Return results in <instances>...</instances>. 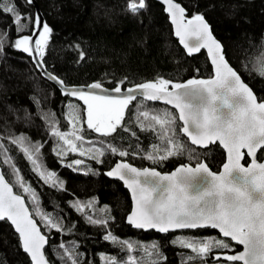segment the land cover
<instances>
[{"label":"snow or ice","instance_id":"1","mask_svg":"<svg viewBox=\"0 0 264 264\" xmlns=\"http://www.w3.org/2000/svg\"><path fill=\"white\" fill-rule=\"evenodd\" d=\"M22 3L32 6L34 0H22ZM163 3L175 26L174 34L187 53L207 50L214 66L212 78H190L183 83H174L157 77L153 81L128 87L130 81L125 77L113 82L111 87H106L100 81L70 85L54 74L55 68L45 62L53 28L43 22L38 13L33 17L20 12L15 0H0V12L12 18L11 27L17 33L16 38L11 39L7 26L0 29V57L5 47L27 54L35 71L40 73L43 80L53 83L64 100L82 102V109L73 103H66L70 132L60 130L51 111L43 113L50 135L56 142L52 151L61 163L69 153H78L96 162H101L105 156V147H83L85 143H91L85 141V126L88 132L103 138L99 140L100 144L108 141V153L118 154L121 158L129 156V151L118 150L110 141L117 140L121 132H129L128 125L132 121H126L125 116L133 101L137 102L134 122L142 132H156L164 145L163 154H159V149L154 147L147 154V160L159 164L169 158L185 155L189 161L196 160L195 166L191 163L181 164L167 174H161L155 168L133 167L123 161L107 171L105 174L108 177L117 178L130 190L134 208L127 216L128 223L137 229L157 230L162 234L185 229L219 230L222 239L177 237L171 241L173 245L191 250L194 255L187 257L189 262L196 260L199 264H207V258L211 256L216 264H221V261L264 264V162L258 163L256 159L257 151L264 149V102H257L252 88L225 58L224 49L203 14L186 19V9L181 4L175 0H163ZM146 7V0H130L127 11L136 15ZM29 31L31 34H23ZM68 47L76 51L78 62L85 59L86 53L79 43H70ZM50 67L52 71H49ZM259 67L258 78L264 79V56L260 58ZM32 99L38 103L35 97ZM149 102H164L177 112L167 107L148 109ZM153 111L156 114H150ZM131 135L135 136L136 133L132 132ZM181 135L186 136L191 146L180 142ZM217 143L227 154V162L219 173L211 171L208 164L200 160L204 153L197 151V147L211 150L209 146ZM42 147L41 143H33L22 133L0 135V221L10 222L14 227L20 248L29 254L33 264H50L44 251L49 237L42 234L41 227L33 217H39L49 233L64 229L59 218H53L50 213L41 210L38 195L21 175L12 150L15 149L30 162V170L45 184L64 190V182L57 177V173L47 171L41 162ZM245 150L251 157V164L247 167L241 163ZM65 166L77 171L87 168L85 175L93 171L84 159H75ZM14 187L22 194L14 193ZM23 194H27L31 200L32 211L26 205ZM69 203L83 214L87 224L104 229L107 233L102 236L104 241L119 245L125 253L123 260L108 257L106 264H139L129 254L133 244L119 239L108 229L113 218L107 207L103 209L102 216L94 217L84 212L85 208L95 207L94 200ZM228 238L242 245L243 251L226 254L231 247ZM137 247L148 251L147 247ZM73 248L60 243L55 254L63 264H82V254ZM151 250L158 258L152 264H166L157 243L151 244ZM214 250L219 251L213 254Z\"/></svg>","mask_w":264,"mask_h":264},{"label":"trees","instance_id":"2","mask_svg":"<svg viewBox=\"0 0 264 264\" xmlns=\"http://www.w3.org/2000/svg\"><path fill=\"white\" fill-rule=\"evenodd\" d=\"M186 9L187 17L203 14L209 22L213 33L222 42L224 54L243 79L253 88L260 101L264 102V79L258 78L259 61L264 56V0H178ZM46 23L53 28L50 50L45 62L55 68V73L70 85L91 84L96 81L111 87L116 80L128 78V87L142 82L153 81L157 77L175 82H184L190 78H209L214 75L207 53L202 50L197 54H187L173 33L172 24L163 5L156 0H146L147 7L133 15L127 11L130 0H37ZM22 13L36 14L34 4L27 6L22 0H15ZM9 28L8 35L16 38L12 28V18L0 12V29ZM31 34V31L23 33ZM79 43L85 51L83 61H77L76 51L69 44ZM52 71V67L49 68ZM36 98L38 103L33 101ZM139 99V97H138ZM73 103L83 108L82 102L75 99L64 100L56 86L43 80L36 72L31 59L21 51L5 47L0 57V135L24 134L33 143L43 145L40 159L47 171H54L64 182V190L45 184L31 171L30 162L15 149L12 155L25 181L35 189L40 200L41 210L59 218L63 231L50 233L42 226L39 217H35L41 230L46 234L48 244L45 253L52 264H63L55 254L60 243L81 253L82 264H106L108 257L123 260L125 253L119 245L104 241L107 234L99 226L87 224L83 214L77 212L69 202L95 201L94 208H85L84 212L94 217L103 215L107 207L113 218L108 229L121 240L133 244L131 255L139 264H152L158 258L152 253L151 244L157 243L164 254L166 264H199L187 257L194 255L189 249H182L171 244L177 237L204 239L215 236L222 239L218 230L185 229L162 234L157 230L134 228L127 222L131 210V198L123 183L109 178L105 173L118 160H127L137 166H150L161 171H170L180 164H196L187 156L169 158L159 164L146 159L153 148L163 154L164 145L156 132H142L135 121V105H130L125 120H131L129 132H121L117 140H112L118 150H127L130 155L119 157L112 155L104 145L99 134L88 132L85 126L84 148L105 147L106 154L101 162L78 153H69L61 163L52 149L56 142L50 135L48 122L43 113L51 111L61 131H71L67 121L66 103ZM175 109L164 104L149 102L148 109ZM150 114H156L154 111ZM181 123V122H178ZM119 132V129H118ZM136 135L132 136L131 133ZM115 135V134H114ZM180 142L191 146L186 136H180ZM211 150L197 147L201 161H206L214 171H219L225 161V152L218 143L209 146ZM264 159V149L258 153ZM75 159H84L92 172L85 175L87 168L77 171L65 165ZM244 162L249 158L245 155ZM95 173V174H94ZM15 191L22 194L17 187ZM31 208V200L23 194ZM72 231L69 232L68 229ZM228 252H236L241 246L230 239ZM144 246L143 251L137 246ZM219 250H214L213 254ZM0 264H32L29 256L19 246L18 236L9 222L0 221ZM207 264L216 261L207 258ZM221 264H238L224 262Z\"/></svg>","mask_w":264,"mask_h":264},{"label":"water","instance_id":"3","mask_svg":"<svg viewBox=\"0 0 264 264\" xmlns=\"http://www.w3.org/2000/svg\"><path fill=\"white\" fill-rule=\"evenodd\" d=\"M156 1H158V2H160L162 5H163V7H164V11L167 13V15H168V17H169V20H170V22H171V18H170V14L167 12V6L163 3V0H156ZM175 2H177V3H179V4H181L182 5V3L181 2H179L178 0H175ZM34 6H35V11H36V14L38 13L40 16H41V18H42V21L43 22H46L45 21V17H44V15H43V13H42V11H41V8H40V6H39V4H38V2H37V0H34ZM183 6V5H182ZM184 7V6H183ZM185 8V7H184ZM191 17L192 16H190V17H187V15H186V19H191ZM205 20L207 21V19L205 18ZM207 23L209 24V22L207 21ZM171 24H172V22H171ZM210 25V24H209ZM211 27V26H210ZM172 29H173V33H175V26L172 24ZM212 29V28H211ZM175 35V34H174ZM213 35L215 36V34L213 33ZM216 37V36H215ZM177 39H178V41H179V38L178 37H176ZM217 38V37H216ZM218 39V38H217ZM219 40V39H218ZM220 41V40H219ZM193 42H195V41H193ZM180 43V42H179ZM220 43H221V45H222V47H223V44H222V42L220 41ZM183 48H184V46L182 45V44H180ZM185 49V48H184ZM223 49H224V47H223ZM202 50H204L206 53H207V50L206 49H202ZM201 50V51H202ZM185 51H186V53H187V49H185ZM200 51V52H201ZM188 54V53H187ZM193 54H197V53H193ZM193 54H190V55H193ZM208 55V54H207ZM209 57V56H208ZM225 58H226V56H225ZM227 59V58H226ZM209 60H210V62H211V58L209 57ZM228 60V59H227ZM229 61V60H228ZM230 63V62H229ZM230 65L232 66V64L230 63ZM233 67V66H232ZM212 68H213V72H214V66H212ZM234 68V67H233ZM235 69V68H234ZM236 70V69H235ZM238 72V71H237ZM238 74H240L239 72H238ZM241 75V74H240ZM214 76V75H213ZM212 76V77H213ZM212 77H209V78H212ZM242 77V76H241ZM197 79H200V78H197ZM203 79H208V78H203ZM242 79H243V77H242ZM244 80V79H243ZM187 81V80H186ZM186 81H184V82H186ZM244 82L245 83H247L245 80H244ZM183 83V82H182ZM248 84V83H247ZM75 85H88V84H75ZM249 85V84H248ZM106 86V85H105ZM106 87H108V86H106ZM130 87H132V86H130ZM249 87L250 88H252L250 85H249ZM252 90H253V88H252ZM253 93L257 96V94L255 93V91L253 90ZM257 102L258 103H260V102H262V101H260L259 99H258V97H257ZM155 103H160V104H164V105H166L164 102H155ZM169 107H171L172 108V106H169ZM174 109V108H173ZM176 112H177V110H175ZM182 123V122H181ZM222 147V146H221ZM261 150V149H260ZM260 150H258L257 151V156H256V159H257V162L258 163H261V162H264V159L263 160H260L259 158H258V153H259V151ZM224 152H225V156H226V158H225V161H224V163H226L227 162V154H226V150H224ZM245 155H247L248 156V154H247V152H246V150H245ZM245 155H244V158H245ZM244 158L242 159V161H241V163L245 166V167H247V166H249L250 164H251V157H249L248 156V158H249V162L248 163H245L244 162ZM121 161H123V162H127V163H130L133 167H137V168H145V167H148V168H154V167H150V166H145V167H140V166H137V165H135V164H133V163H131V162H129V161H127V160H118L117 162H115L108 170H106V172L107 171H109V170H111V168L112 167H114L115 166V164L116 163H118V162H121ZM203 162H205V163H207L206 161H203ZM223 163V164H224ZM223 164H222V166H221V168H220V170L219 171H214V170H212L211 169V167L208 165V167H209V169L211 170V171H213V172H216V173H219L220 171H222L223 170ZM181 165V164H180ZM180 165H178V166H180ZM178 166H176L175 168H173L172 170H170V171H161V170H159L158 168H155L157 171H159L161 174H167V173H171L172 171H174ZM192 166H195V165H193L192 164ZM110 178V177H109ZM112 179H117V178H112ZM118 180V179H117ZM122 182V181H121ZM123 183V182H122ZM124 185V184H123ZM124 187L127 189V187L124 185ZM128 190V192H129V194H130V198H131V193H130V190L129 189H127ZM13 191H14V193H16V194H19V193H17L16 191H15V188H13ZM24 199H25V203H26V205L27 206H29L28 205V203H27V200H26V198L24 197ZM134 208V202L132 201V199H131V210H130V212L128 213V215H130L131 214V211H132V209ZM29 210L31 211V209H30V207H29ZM127 215V216H128ZM34 219H35V217H33ZM36 220V219H35ZM37 221V220H36ZM10 223V222H9ZM37 225L38 226H40L39 225V223L37 222ZM133 226V225H132ZM134 227V226H133ZM14 228V227H13ZM135 228V227H134ZM146 230H151V229H146ZM173 231H177V230H173ZM41 232H42V234H44L43 233V231L41 230ZM218 232H219V230H218ZM221 234V233H220ZM46 235V234H45ZM222 235V234H221ZM228 239H230V238H228ZM234 243H236L235 241H233ZM237 244V243H236ZM241 246V249L240 250H237L236 252H228V253H226V254H236V253H238V252H241V251H243V246L242 245H240ZM45 247H46V245H45ZM44 251H45V249H44ZM28 256H29V254H27ZM45 255H46V253H45ZM29 258H30V256H29ZM46 258L48 259V257H47V255H46ZM31 260V259H30ZM49 260V259H48ZM32 262V261H31ZM49 262H50V260H49ZM240 264H242V262H239ZM32 264H33V262H32ZM50 264H52L51 262H50Z\"/></svg>","mask_w":264,"mask_h":264},{"label":"flooded vegetation","instance_id":"4","mask_svg":"<svg viewBox=\"0 0 264 264\" xmlns=\"http://www.w3.org/2000/svg\"><path fill=\"white\" fill-rule=\"evenodd\" d=\"M235 263H238V264H240L239 262H235Z\"/></svg>","mask_w":264,"mask_h":264},{"label":"rangeland","instance_id":"5","mask_svg":"<svg viewBox=\"0 0 264 264\" xmlns=\"http://www.w3.org/2000/svg\"><path fill=\"white\" fill-rule=\"evenodd\" d=\"M212 237H215V236H212ZM216 238V237H215ZM218 239V238H217Z\"/></svg>","mask_w":264,"mask_h":264}]
</instances>
